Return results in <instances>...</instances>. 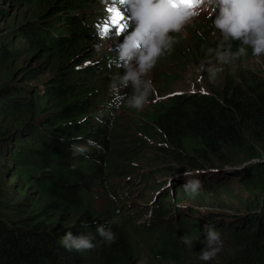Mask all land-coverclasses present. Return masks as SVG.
I'll return each mask as SVG.
<instances>
[{"label":"trees","instance_id":"1","mask_svg":"<svg viewBox=\"0 0 264 264\" xmlns=\"http://www.w3.org/2000/svg\"><path fill=\"white\" fill-rule=\"evenodd\" d=\"M5 2L26 11L11 20ZM102 2L0 0V264H135L143 254L160 263L264 264V71L240 65L224 73L219 88L174 93L144 112L129 108L124 95L114 103L108 87L122 72L110 56L115 54L97 52L105 37L95 21L104 16ZM204 18L188 45L175 34L172 52L157 62L166 64L156 71L165 87L193 53L221 44L235 53L241 46L224 42L220 33L215 38L211 19ZM191 45L197 49L187 50ZM121 105L126 118L130 114L124 127ZM73 144L88 151L74 155ZM146 156L154 162L139 169ZM251 159L256 161L240 165ZM225 164L239 168L227 177ZM178 168H198L190 171L202 182L197 194L184 191ZM232 177H239L247 195L235 194L244 210L225 219L215 208L225 205ZM115 178L125 180L111 182ZM137 180L140 191L151 193L145 197L151 207H138L141 212L121 196L134 191ZM143 213L150 214L137 223ZM205 224L227 244L217 260L199 258ZM100 225L114 232V243L99 236ZM69 231L91 235L95 247L66 250L60 238ZM182 236L193 244L182 243Z\"/></svg>","mask_w":264,"mask_h":264},{"label":"clouds","instance_id":"2","mask_svg":"<svg viewBox=\"0 0 264 264\" xmlns=\"http://www.w3.org/2000/svg\"><path fill=\"white\" fill-rule=\"evenodd\" d=\"M113 2L119 4V0ZM189 4L191 6H188ZM108 6L109 0H103L104 16L100 19L97 15L95 18L97 23L103 25L107 20ZM118 7L129 18L126 21L127 31L116 36L111 34L99 40L102 47L105 46L110 53L115 54L110 56H114L113 63L122 72L112 77L108 87L114 103H120L124 95L129 108L143 109L150 94L154 92L152 81L146 77L162 56L172 52L177 43L172 34L183 32L186 26L202 14L211 13L206 17L211 19L212 26L220 33L224 42L238 41L241 45L235 53L225 49L223 44L207 49V55L209 57L214 55L216 60V64L209 60L202 65L210 82L214 83L223 70L217 65L229 64L237 57L247 54L244 46L251 48L254 57L264 56V0H123V4ZM101 52L103 49L99 51ZM129 88L131 91L127 92ZM85 119L80 123H84ZM87 144L102 150V145L91 139ZM71 150L74 155H79L86 153L88 148L73 144ZM189 169H182L184 171L182 175L186 180L182 187L186 193L195 195L202 188V182L194 176L196 173L190 172H198V168ZM132 194L133 191L123 193L121 196L132 205L133 212H141L138 209L139 204L134 200L131 202V198L134 199ZM141 210L144 211L143 208ZM149 214L143 213V217H139L137 223H142ZM202 231L206 247L201 251L199 258L202 261H209L221 250V234L209 224H205ZM96 232L109 244L116 240L114 232L104 225L98 226ZM93 239L91 235L74 236L69 231L60 238V244L69 251H87L95 247ZM181 241L188 246L193 244L190 236H182Z\"/></svg>","mask_w":264,"mask_h":264},{"label":"rangeland","instance_id":"3","mask_svg":"<svg viewBox=\"0 0 264 264\" xmlns=\"http://www.w3.org/2000/svg\"><path fill=\"white\" fill-rule=\"evenodd\" d=\"M4 7L7 8L9 10V12H11V15L13 14L11 17V20L14 16V13H16V12H17V14L20 13L19 16H21L24 13V11H26L25 9H20V10L15 9L14 7H12L10 5L9 2H7V3L5 2ZM208 15H211V13L202 14L198 18L194 19L191 24H189L188 26L185 27L183 32L178 34L179 37H177L175 35L177 33H173L172 35L174 37L176 36L178 39L183 38V40H184L183 42L188 45L189 42H191V39L189 37L190 32L195 28L196 22L198 21V19L204 18ZM202 22L207 23L208 20L206 18H204L202 20ZM4 24H5L4 22L0 21V28H2ZM217 34H219L218 31H216L214 33L215 38L217 37ZM104 48H105V46L102 47V45H100L97 48V50H98L97 52L101 51ZM191 48L197 49V47H195L193 45L188 46L186 49L188 50ZM95 49H96V47H95ZM209 60H211L213 64H216V60H215L214 55L212 57H209L207 54L196 55L193 53L192 57H187L186 60L184 61L183 65L176 66L177 73L180 74V77L176 81H174L171 84V86H169L168 88L165 87L164 81L159 80V77L156 76V71H158V69H165L166 64L165 63H163V64L157 63L156 66L154 67L155 69L153 68L152 71L146 77V79H150L152 81L154 92L152 94H150L148 102L145 104L143 109L137 110V111L144 112V110L147 108V106H150L152 101L164 98L171 93H176V92H181V91H183V92L184 91L206 92V91H209L210 89H212L211 87H213V86H215V88L216 87L219 88L222 85V78H223L224 73L226 76V74H229L230 72H232V70H234L235 68H237L240 65L247 66L248 70L251 72H256V73L260 74L264 71V56L248 58V55L246 54V55L237 57L233 62H231L229 64L217 65L218 67H222L223 70L219 73L216 81L213 83V82L209 81L207 72L202 69V65H204ZM49 75L50 74H48V75L45 74L42 77L43 78L48 77ZM124 103H126L125 99H124ZM116 111H118V110H116ZM125 111H126L125 108L122 107V105H121L119 113L117 114L118 116H120L119 123H121V127L128 125L127 119H129L130 114H128L127 118H126ZM121 114H123V115H121ZM229 156H231V158H233L232 154H229ZM147 158H150V156H146L145 158H143L142 160L139 161V163H138L139 169L146 170L147 167H150V165H148V164L154 162V161H151V159H148V161H147ZM255 161H256L255 159H251L248 161H244L240 165H244V164L249 163V162L252 163ZM233 167L239 168L238 166H234L232 164H225V165L221 166V168H222L221 172L223 173V175L230 177V176H232L231 170L234 169ZM181 169L184 170L187 168H178L176 170H181ZM175 174L176 175L182 174V172L176 171ZM116 179L117 178H115L114 180H111V179L110 180H111V182H116ZM122 180H125V179H119V178L117 179V181H122ZM179 184H181V182ZM134 187H135V189H134L133 194H132L134 196V199H133L134 202H136V204H139L140 207H143V209L150 208L152 203L150 201H146L145 197H148L147 195L151 194V193H146V192L140 191L142 185L139 183L138 180L135 181ZM243 191H244V187H243V185L240 184L239 177H232L228 182V188L226 190V193H227V195H229V197H227L225 194H223L222 199L224 200L225 205L219 206L218 210H217V208H215L217 213L221 214V217H224L225 219H227L229 217L228 216L229 214L235 213V211H232V210L243 211L244 205L234 198L236 193H237V195H241L243 193ZM246 195L247 194L244 193V194H242V197H245ZM139 198H141V199H139ZM103 201H105V200H103ZM218 218L219 217H217V215H215V219H218ZM221 240H222L224 246L226 248H228L224 238L222 237V235H221ZM211 260H217V256H215ZM136 264H183V263H176L175 261H168V263H160V262H156V261L151 260L146 255H142L140 260Z\"/></svg>","mask_w":264,"mask_h":264},{"label":"snow or ice","instance_id":"4","mask_svg":"<svg viewBox=\"0 0 264 264\" xmlns=\"http://www.w3.org/2000/svg\"><path fill=\"white\" fill-rule=\"evenodd\" d=\"M120 4H123V0H119V4L114 3L113 0H109V6L106 8V11L109 13V16L102 26H98L99 34L106 36L109 35V33H112L116 36L127 31L126 21L129 18L125 15L124 12L119 9L118 6ZM188 6L191 5L189 4Z\"/></svg>","mask_w":264,"mask_h":264},{"label":"bare ground","instance_id":"5","mask_svg":"<svg viewBox=\"0 0 264 264\" xmlns=\"http://www.w3.org/2000/svg\"><path fill=\"white\" fill-rule=\"evenodd\" d=\"M108 36V35H107ZM106 37V36H105ZM108 73V72H107ZM229 173V172H228ZM133 201V199L131 198V202ZM99 212V211H98ZM102 217V216H101ZM107 220V219H106ZM138 245V244H137Z\"/></svg>","mask_w":264,"mask_h":264},{"label":"water","instance_id":"6","mask_svg":"<svg viewBox=\"0 0 264 264\" xmlns=\"http://www.w3.org/2000/svg\"><path fill=\"white\" fill-rule=\"evenodd\" d=\"M182 206H187V204H182Z\"/></svg>","mask_w":264,"mask_h":264}]
</instances>
